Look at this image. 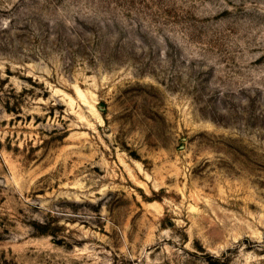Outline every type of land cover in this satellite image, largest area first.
Masks as SVG:
<instances>
[{"label":"rangeland","instance_id":"1","mask_svg":"<svg viewBox=\"0 0 264 264\" xmlns=\"http://www.w3.org/2000/svg\"><path fill=\"white\" fill-rule=\"evenodd\" d=\"M0 264H264V0H0Z\"/></svg>","mask_w":264,"mask_h":264}]
</instances>
